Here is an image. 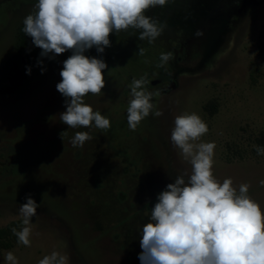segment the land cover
<instances>
[{"label": "rangeland", "instance_id": "obj_1", "mask_svg": "<svg viewBox=\"0 0 264 264\" xmlns=\"http://www.w3.org/2000/svg\"><path fill=\"white\" fill-rule=\"evenodd\" d=\"M94 1L0 0V78L28 19ZM36 50L0 94V228L22 236L0 264H264V0H155Z\"/></svg>", "mask_w": 264, "mask_h": 264}, {"label": "trees", "instance_id": "obj_2", "mask_svg": "<svg viewBox=\"0 0 264 264\" xmlns=\"http://www.w3.org/2000/svg\"><path fill=\"white\" fill-rule=\"evenodd\" d=\"M113 0H95L83 8L73 9L66 7H49L27 20L23 42L20 46L21 55L14 62L12 71L5 79L0 78V94H10L23 86L27 75L35 71L40 56L36 50L39 38L70 39L77 40L80 45L90 47L100 44L111 31L116 29L123 19L141 13L145 7L155 0H131L117 4L109 12L103 13L104 9ZM68 16L79 19L77 22H68L61 26L48 27L47 24ZM39 28L38 36L34 45L28 52L24 51L27 40L32 31ZM264 58V52L262 53ZM22 59L25 60L23 63ZM20 69L18 78L9 83L8 79ZM18 222H11L6 227L0 228V248H9L14 242L22 241V236L17 229Z\"/></svg>", "mask_w": 264, "mask_h": 264}, {"label": "water", "instance_id": "obj_3", "mask_svg": "<svg viewBox=\"0 0 264 264\" xmlns=\"http://www.w3.org/2000/svg\"><path fill=\"white\" fill-rule=\"evenodd\" d=\"M123 1H131V0H113V1H112V2H111V3H110V4L104 9L103 13L105 14V13L109 12V11H110L112 8H114L117 4H119V3L123 2ZM68 22H77V23H79L80 21H79V19H77V18H74V17L68 16V17L63 18V19H60V20H58V21L50 22V23L47 24V26H48V27H56V26H61V25L65 24V23H68ZM38 32H39V28H35V29L32 31V33H31V35H30V37H29V39H28V41H27V43H26V46H25V48H24V51H25V52H28V51L30 50V48L34 45V43H35V41H36V38H37V36H38ZM22 61H23V63L25 62L24 59H22ZM19 74H20V69L15 70V72H14V73L10 76V78L8 79V82H9V83H13V82L18 78Z\"/></svg>", "mask_w": 264, "mask_h": 264}]
</instances>
